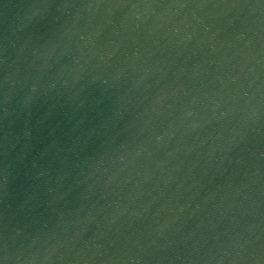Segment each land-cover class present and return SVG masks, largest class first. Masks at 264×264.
Returning <instances> with one entry per match:
<instances>
[{
  "label": "water",
  "instance_id": "obj_1",
  "mask_svg": "<svg viewBox=\"0 0 264 264\" xmlns=\"http://www.w3.org/2000/svg\"><path fill=\"white\" fill-rule=\"evenodd\" d=\"M0 264H264V0H0Z\"/></svg>",
  "mask_w": 264,
  "mask_h": 264
}]
</instances>
